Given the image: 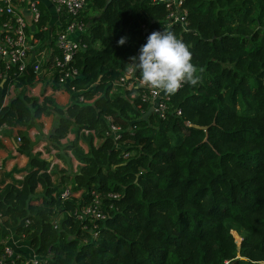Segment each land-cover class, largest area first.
Wrapping results in <instances>:
<instances>
[{"label":"trees","instance_id":"1","mask_svg":"<svg viewBox=\"0 0 264 264\" xmlns=\"http://www.w3.org/2000/svg\"><path fill=\"white\" fill-rule=\"evenodd\" d=\"M183 6L186 27L168 23L165 4L153 0H87L76 16L83 46L70 61L78 73L67 82L75 94L64 106L27 93L37 82L34 58L23 70L0 62V128L24 126L18 150L28 156L21 178L0 180V248L10 229L39 264H264V0ZM42 7L31 32L39 48L58 53L56 36L72 17L50 23ZM9 16L0 13V33ZM164 30L189 47L200 82L169 95L164 114L144 117L148 88L117 80L148 36ZM49 114L45 149L70 167V154L79 162L57 182L27 132ZM69 132L74 138L61 141ZM65 185L72 194L62 198ZM94 193L105 216L78 219L74 208Z\"/></svg>","mask_w":264,"mask_h":264},{"label":"built area","instance_id":"2","mask_svg":"<svg viewBox=\"0 0 264 264\" xmlns=\"http://www.w3.org/2000/svg\"><path fill=\"white\" fill-rule=\"evenodd\" d=\"M55 7V11L58 15L66 12L71 15L72 19L68 20L65 29L60 31L55 40V48L58 53H54V48L47 44L44 48H39L40 41L32 32L27 31V21L20 13L16 3L21 4L25 2L29 5V8L33 15V21L36 22L40 15L39 2L40 0H0V13H8L10 16L2 24L0 33V62L3 63L4 69L9 68L10 65H14L18 70H23L26 65L32 61V66L36 74L37 81L40 80L41 72L44 75L52 77L53 70L57 68V74L54 79V83L62 85L64 83H70L71 79L77 75V68L70 64L73 54L80 48V33L84 30L85 24L78 21L76 16L86 7L87 0H47ZM156 2L164 3L168 9L167 19L168 23H180L183 27L187 25V10L183 6L184 0H153ZM59 17V16H58ZM72 31H78L79 36L75 40H71L68 34ZM140 51L136 54L138 57ZM52 61L49 63V59ZM129 65L128 68H130ZM128 68L124 71L123 75L117 80L118 83H126L127 87H131L135 81L138 83L140 76L133 75L132 78L126 80L124 77ZM2 75V72H0ZM71 91L74 88L69 85ZM81 99V97L79 98ZM143 99H146L153 110L160 115L164 114L167 110L166 101L169 99V95L147 89L143 94ZM177 113H180L178 110ZM111 131L115 138L119 137V127L111 125ZM20 141V137H17ZM72 193L70 186L65 185L62 188L60 196L67 198ZM76 195V194H75ZM109 196H117V194L110 193ZM74 215L80 219H100L105 216L104 210L101 206V198L99 194L93 195L88 203L80 204L73 210ZM2 216L0 215V222ZM20 239H23L20 235H16L12 230L7 229L2 241V247L0 248V264H39L42 259L33 251V249L27 244L25 245L29 249L27 256L17 251L16 247L22 245ZM23 245V246H24Z\"/></svg>","mask_w":264,"mask_h":264},{"label":"crops","instance_id":"3","mask_svg":"<svg viewBox=\"0 0 264 264\" xmlns=\"http://www.w3.org/2000/svg\"><path fill=\"white\" fill-rule=\"evenodd\" d=\"M43 6L42 8L47 11L50 16L51 20L50 23H58V14L55 11V7L52 3H50L47 0H40L38 6ZM20 13L23 15V17L27 21V28H30V32L33 28V15L29 8V5L26 3L23 4L19 8ZM79 33L78 31H72L68 34V37L71 40H75L78 38ZM53 84V80L49 75H44L43 78H41L39 81L36 82L35 85L29 87L27 89V93L30 95H50L54 98L55 102L59 105H66L69 103L75 92L71 91L69 89V86L67 83H64L62 85H58L59 88L54 89L51 85ZM14 89L11 88L10 90V96L13 95ZM55 125V118L53 114L49 115H41L39 118L36 119L35 124H33L31 127L28 128L27 132L29 137L32 139L34 145H33V151H41L42 157L47 158L51 161L50 168L52 167L53 173H52V179L57 182L59 177L61 176V170L70 171L67 168V164L64 163L62 160L57 158L54 153L55 150L52 149L51 152L45 149V146L47 144V138L46 135L53 130ZM25 129L24 126L15 125V126H2L0 128V180L5 178V182L9 181L14 178H21L24 173L26 172V165L28 161V156L25 153H22L18 150L19 141L17 140V137L19 136V131ZM74 138V133L69 132L66 137H64L61 141L65 142L67 140H71ZM80 145L87 150V145L79 141ZM71 157V166H74V169H76L79 162L70 154ZM75 171V170H74ZM38 190L41 189V186H38ZM79 193H76L78 195ZM20 243H24L23 239H20ZM23 244L19 245V247H16L17 251L23 253L24 256H27L29 253V249H24L23 251Z\"/></svg>","mask_w":264,"mask_h":264},{"label":"clouds","instance_id":"4","mask_svg":"<svg viewBox=\"0 0 264 264\" xmlns=\"http://www.w3.org/2000/svg\"><path fill=\"white\" fill-rule=\"evenodd\" d=\"M126 39L122 37L118 43L123 45ZM139 51V56H132L127 63L131 67L124 77L132 78L139 71V87L174 95L184 84L200 82L192 52L172 31H153Z\"/></svg>","mask_w":264,"mask_h":264},{"label":"rangeland","instance_id":"5","mask_svg":"<svg viewBox=\"0 0 264 264\" xmlns=\"http://www.w3.org/2000/svg\"><path fill=\"white\" fill-rule=\"evenodd\" d=\"M67 169H68V170H71V171H74V170H75L73 165H72L71 167L67 165ZM12 232H13V230H12ZM236 236H237V235H236ZM237 237H239V236H237ZM239 239H240V237H239ZM239 239H237V242L239 241ZM23 241H24V239H23ZM22 244H23V245H24V244L27 245L28 243H27L26 241H24V243H22ZM25 245H24L23 251H24V249H27V247H26ZM18 253H19V255H21L20 252H18Z\"/></svg>","mask_w":264,"mask_h":264},{"label":"water","instance_id":"6","mask_svg":"<svg viewBox=\"0 0 264 264\" xmlns=\"http://www.w3.org/2000/svg\"><path fill=\"white\" fill-rule=\"evenodd\" d=\"M110 1V0H109ZM153 110V108H152V106H150V108L148 109V111L144 114V117L150 112V111H152ZM197 127H199V128H202V129H204L205 131L207 130V126H197ZM206 138H207V136L205 135V140H206Z\"/></svg>","mask_w":264,"mask_h":264}]
</instances>
